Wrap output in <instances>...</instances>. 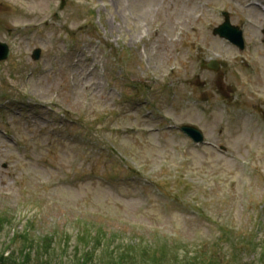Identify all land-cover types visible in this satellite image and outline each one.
<instances>
[{
    "label": "rangeland",
    "instance_id": "rangeland-1",
    "mask_svg": "<svg viewBox=\"0 0 264 264\" xmlns=\"http://www.w3.org/2000/svg\"><path fill=\"white\" fill-rule=\"evenodd\" d=\"M62 1L0 0V41L12 50L0 63V258L264 260L263 9ZM224 11L244 51L214 36ZM162 125L196 126L213 146Z\"/></svg>",
    "mask_w": 264,
    "mask_h": 264
},
{
    "label": "water",
    "instance_id": "water-1",
    "mask_svg": "<svg viewBox=\"0 0 264 264\" xmlns=\"http://www.w3.org/2000/svg\"><path fill=\"white\" fill-rule=\"evenodd\" d=\"M229 30L231 31V33H228ZM217 32L220 33L222 36L230 38L236 44L243 47L241 37H240V32H238L237 29L232 28V26H230L228 21H227V23L222 25L217 30ZM8 53H9L8 47L6 45L0 44V60L7 58ZM40 54H41L40 50H36L34 52V55H33L34 59L40 58ZM186 129L190 132V134L193 137L198 138L200 136V133L197 130H195L194 128L188 127Z\"/></svg>",
    "mask_w": 264,
    "mask_h": 264
},
{
    "label": "trees",
    "instance_id": "trees-1",
    "mask_svg": "<svg viewBox=\"0 0 264 264\" xmlns=\"http://www.w3.org/2000/svg\"><path fill=\"white\" fill-rule=\"evenodd\" d=\"M0 264H7L3 258H0Z\"/></svg>",
    "mask_w": 264,
    "mask_h": 264
},
{
    "label": "bare ground",
    "instance_id": "bare-ground-1",
    "mask_svg": "<svg viewBox=\"0 0 264 264\" xmlns=\"http://www.w3.org/2000/svg\"><path fill=\"white\" fill-rule=\"evenodd\" d=\"M253 11V10H252Z\"/></svg>",
    "mask_w": 264,
    "mask_h": 264
}]
</instances>
